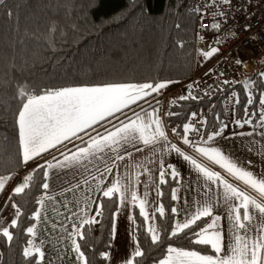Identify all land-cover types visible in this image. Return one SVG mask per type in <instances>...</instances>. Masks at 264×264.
Masks as SVG:
<instances>
[{
    "label": "trees",
    "instance_id": "obj_1",
    "mask_svg": "<svg viewBox=\"0 0 264 264\" xmlns=\"http://www.w3.org/2000/svg\"><path fill=\"white\" fill-rule=\"evenodd\" d=\"M191 2L193 0H3L0 3V177H11L0 191V217L10 201L21 212L17 226H9L13 240L8 242L0 235V264H36V259L23 256V249L31 240L26 229L35 222L33 214L44 192L45 158L50 151L69 142L43 153L38 161L26 167L19 144L17 113L21 98L18 90L24 87L34 94H42L48 89L65 87L169 81L167 87H170L187 80L194 67L200 70L212 58H201L200 62L193 63L194 19L188 10ZM259 73L261 71L255 68L237 76L238 80L235 77L227 84H218L213 94L178 100L168 122L175 125L176 133L183 134L188 117L210 107L214 114L209 121L212 124L220 119L225 98L233 102L235 118L243 119L249 92L253 109L260 97L264 79ZM244 74L248 76L240 78ZM233 93L235 97L231 99ZM38 164L45 165V169L38 168ZM170 173L165 172L166 183L159 181L158 184L159 207L163 205L165 210L163 216L154 212V224L161 236L159 243L151 242L144 217L138 207L132 208L134 238L144 252L143 257L133 258V264H157L166 256L169 246L215 254L210 247L191 242L192 232L199 231L207 217L192 225L191 230L170 235L176 215L171 211L175 207L172 193L178 183V178L174 179ZM29 174L32 175L30 187L14 195L13 189L20 179ZM100 204L103 208L98 223L83 224L79 230L85 238L77 236L87 264H105L107 258L101 254L108 252L112 243L117 195L111 199L101 196Z\"/></svg>",
    "mask_w": 264,
    "mask_h": 264
},
{
    "label": "snow or ice",
    "instance_id": "obj_2",
    "mask_svg": "<svg viewBox=\"0 0 264 264\" xmlns=\"http://www.w3.org/2000/svg\"><path fill=\"white\" fill-rule=\"evenodd\" d=\"M3 0H0L2 3ZM229 2V0H225ZM204 28H208V25H204ZM213 29H218L220 25L213 23L211 25ZM219 51L217 47H210L206 52L202 51V55L205 58H210ZM238 64H242V61H237ZM211 71V70H210ZM223 75V73H221ZM264 78V72L258 74ZM169 82L150 83L143 84H105L103 86L95 87H65L59 89H48L42 94H34L28 91L26 88L21 87L18 90V96L21 98V107L17 113V124L19 128V144L21 149V157L23 163H28L31 160L36 159L43 153L50 149L56 148L58 145H62L65 141H70L74 138L82 139L81 134L88 135V130L99 122L104 121L108 117H112L115 113L120 112L123 108H126L138 100L149 96L151 93L159 92L161 89L167 87ZM228 83L227 80L224 81ZM191 87V85L189 86ZM248 85L245 84V88ZM191 93H189V96ZM235 95V93H233ZM189 96H182L180 99H188ZM195 99L196 97H192ZM237 102H239L237 100ZM252 93L249 92L248 104H252ZM261 105H264V96L260 100ZM193 116L196 114L193 113ZM255 115V113H253ZM136 118L130 120L128 123L121 122L120 127H115L114 131H106L105 135L97 134L96 137H89L90 142L87 147L78 148L75 152H71L69 156L63 157V162L57 161L54 165L50 162H45L47 169L54 167H68L73 164L85 166L83 162H92V159H96L98 153H103L105 149L116 153L115 159L112 161L113 165L115 160H123L124 157L119 155V149L127 144H134L139 141L144 145H155L161 141L167 142V134L164 130L162 121L158 116H155V110L152 114H149L147 121L144 116L135 114ZM155 118H152L154 117ZM260 122L264 126V111L260 113ZM239 125L241 121L237 120ZM243 123L248 124L252 121L245 120ZM223 127H227L224 125ZM189 130H194L193 125L185 124L184 131L187 133ZM175 132V129H173ZM223 128L220 131L214 132L208 136V140H213L216 136L221 135ZM185 144H190L191 141L185 137L183 138ZM171 149L176 153L181 154V150L176 145H171ZM196 151L202 154L204 157L212 160L214 163L220 164L227 173L235 179L241 181L244 185L250 188L257 195H250L249 192L241 190L236 185L229 183L224 179L219 172L212 171L205 167L201 163L191 156L184 155V159L190 161V163L203 175L206 181L223 185L225 192V199L228 201H238L233 204L229 212V220L232 224L231 243L225 246L224 236L219 226V216L213 215V205L210 202L200 203L195 211L186 218L183 222H177L174 226L171 236H176L180 232H184L185 229L191 230L192 225L197 224V221H201L203 218H210V223H205V226L199 228V231L192 232V243L197 245H204L210 247L214 255H202L201 252L196 250L176 249L169 246L167 252L168 255L165 259L161 260L159 264H264V175L257 176L254 172L239 166L235 161L225 156L218 149H206L203 147H197ZM63 155V154H62ZM130 155V153H129ZM86 167V166H85ZM163 168V162H161ZM38 168L45 169V165H39ZM171 169V176L175 179L179 176L174 166L169 165ZM47 169L44 170V177L47 178L49 173ZM35 171V169L33 170ZM99 171V169H97ZM105 171L111 172V168L105 164ZM147 171V169H145ZM102 175V174H101ZM165 172H160V182L166 183ZM95 178V177H93ZM11 179L10 176L0 177V191L5 189L6 183ZM32 175L26 176L22 183L18 184L13 189L14 195H19L25 192L30 187V181ZM87 183V180L84 181ZM44 189L49 188V184L44 182L42 184ZM129 192L128 185L122 184L120 180L114 181L110 186L103 190V196L112 198L115 194H120L121 204L127 199V193ZM147 193L145 198L139 197L135 191L131 192V201L138 203L140 208V215L144 217L145 221L149 219H155V213L149 217V213L146 209ZM11 198V197H10ZM172 199H177L176 190L173 189ZM43 204V200L38 201ZM13 208H16V219L11 221V226L15 228L18 223V218L21 212L16 204H13ZM102 204L97 206L96 215L102 214ZM241 209L243 212H241ZM161 216L164 215V207L161 205L156 209ZM173 213L176 212L175 208H172ZM35 218L39 219L40 213L33 214ZM130 219H134L130 217ZM259 219L258 223H254ZM98 223L95 217L84 220L81 224H93ZM76 229L72 236L73 250L77 253V258L82 264H87V259L83 251H81V245L76 241L75 237L79 236L80 239H84V234L73 225ZM27 233L35 235V226L28 227ZM147 232L150 234L151 242L157 244L161 241L160 230L156 225L150 224L147 227ZM187 234V233H186ZM0 235L6 238L8 242L13 240V233L9 228L4 227L0 229ZM112 237L116 235V223L113 219L112 223ZM29 247L23 249V256L27 258L36 259V264H40V261L44 259V252L40 247H36L34 241H28ZM34 254H38V258ZM105 258L108 257V253H102ZM133 257H143L144 252L139 246H137L133 253ZM126 264H133V259H128Z\"/></svg>",
    "mask_w": 264,
    "mask_h": 264
},
{
    "label": "crops",
    "instance_id": "obj_3",
    "mask_svg": "<svg viewBox=\"0 0 264 264\" xmlns=\"http://www.w3.org/2000/svg\"><path fill=\"white\" fill-rule=\"evenodd\" d=\"M155 96L146 102L141 103L140 105H136L137 107L132 104L130 106L133 107L128 106L123 108L120 113L117 112V115L109 119H105L104 122L88 131V135L82 133V139L75 138L74 140L65 143L59 149L50 151V155H48L45 160L54 165L57 163V161L63 162L64 156H69L71 152H75L78 148L87 147L88 143L90 142V136L96 137L97 134L102 136L106 134V131H114L115 127L121 126V122L128 123L130 120L135 119V114L144 116L145 120L147 121L149 114H152L155 110L154 105H151ZM155 116L152 118H155ZM237 120L241 121V124L238 125L236 123ZM244 121V119H233L231 124L222 131L221 135L215 137L211 141L208 139L202 141L198 147H203L206 149H218L225 156L235 161L239 166L258 175V173H260L263 168L257 166V164H259L261 160L264 162V126H262L260 119L256 120L254 125L248 123L250 126L244 124ZM163 127L166 134H168L170 137L173 132L171 131L168 133L164 124ZM167 141L170 143L168 139ZM81 142H83L82 145L76 146ZM156 145L157 144L146 146L139 141L135 142L134 144L130 143L124 145L118 150L119 155L123 156L124 159L115 160L114 165L112 161L115 159L116 153H113L107 149H105L103 153H98V158L92 159L91 163H88L87 161L83 162L86 167L73 164L68 167H54L47 169L46 165V169L49 173L46 182L49 184V188L44 189L43 196L41 198V200H43V204H39L37 209V212L40 213V216L39 219L35 218L33 225L35 226L36 231L34 236L31 235V240L37 243L38 247L42 246V249L44 248L43 252L45 254L48 252V244L46 242L51 241L50 238L53 235L52 231L55 232L57 228H62L63 235H60L58 240H54V242L60 246L59 250L65 252V254L61 256L62 264H66V262L71 261L68 252H73L74 258H77V253L73 250L72 246L71 234L76 230L73 228V225L80 229L84 220H89L96 216L97 206L100 204V198L103 196V190H105L116 180H120L122 184L128 185L129 187L127 199L123 204H121L120 201V194H116L118 206L115 210L114 219L116 213L119 211L132 213V208L134 205L140 210L138 203H133L131 201L132 191H135L136 194L141 197L139 191L142 192L143 189L146 190L148 195L147 203L150 200V195H154V182L150 178H146L145 180V177L143 176H135L137 175L136 172L138 170H140V174H145L144 168L149 169L152 166L149 157V151L155 149ZM182 152L196 159L198 163H201L212 171L219 172L218 167L215 166L217 163H214L212 160L211 162L208 158L204 157L196 150L192 153L185 151ZM58 153L60 154L58 157L51 158L53 155H58ZM198 154L209 160L212 163V166L202 161ZM105 164L111 168L110 173L105 171ZM163 166L166 167V165ZM217 166L220 167V165ZM192 167L193 165L189 163V172L186 180L181 181V179H179L177 185L174 188L176 190L177 196V199H175V204L179 203V205L182 206V210L185 212L184 215H187L185 218H188L200 203L206 201L210 202L213 205V215L220 217V230L224 236L225 246H227L231 243L232 233V226H229L228 222L229 212L232 205L238 203V201L226 200L224 196L225 189L223 185L219 184V182L212 183L206 181L205 177L201 175L196 168L192 169ZM97 169H99V171H97ZM158 169L162 171L161 166H159ZM141 170L143 171L141 172ZM220 175L229 183L236 185L241 190L249 192L250 195H257L255 192L250 190V188L248 189L246 185L234 177H230L226 174L223 175L221 173ZM85 180H87V183L84 182ZM158 183L155 184V196ZM146 185L148 186L146 187ZM177 208L175 207L176 212ZM154 210L156 209H153L152 212H154ZM241 212H243L242 209ZM210 222V218L207 217L206 223ZM258 222L259 219L254 221V223ZM65 229L67 230L66 234ZM130 229L134 234L133 224L130 225ZM75 239L77 241V236ZM53 251L54 250H50L49 252ZM167 255L168 252L163 259H165ZM107 262L108 257L106 263ZM159 262L157 264H159Z\"/></svg>",
    "mask_w": 264,
    "mask_h": 264
},
{
    "label": "built area",
    "instance_id": "obj_4",
    "mask_svg": "<svg viewBox=\"0 0 264 264\" xmlns=\"http://www.w3.org/2000/svg\"><path fill=\"white\" fill-rule=\"evenodd\" d=\"M188 10L194 19V65L202 60L199 57L203 56L202 51L206 52L210 47H217L219 51L200 70L194 67L187 80L160 90L154 99V109L167 132H173L170 136L173 144L182 151L192 153L209 135L221 128L224 130L227 128L224 125L231 124L235 119L233 102L229 98L222 101L221 117L212 124L209 121L214 114L210 107L194 112L195 116L192 113L187 124L193 125L194 130L187 133L174 132L175 125L170 124L168 119L173 116L180 97L189 96L191 93L189 98L198 99L205 94H213L218 84L253 71L256 60L264 58V0H193ZM214 22L220 25L218 29L211 27ZM204 25H208V28H204ZM238 60L243 63L238 64ZM206 72L208 74L204 75ZM262 96L264 85L255 109L251 104L244 108L243 119H250L251 124H255L260 113L264 111V105L260 103ZM185 135L191 141L190 144L183 142Z\"/></svg>",
    "mask_w": 264,
    "mask_h": 264
},
{
    "label": "rangeland",
    "instance_id": "obj_5",
    "mask_svg": "<svg viewBox=\"0 0 264 264\" xmlns=\"http://www.w3.org/2000/svg\"><path fill=\"white\" fill-rule=\"evenodd\" d=\"M200 58L205 59L204 56L199 55ZM255 68L257 70H260L261 72H264V60L262 58L256 60V64H255ZM248 76V74H244L243 76H241L240 78H246ZM239 78H235V80H238ZM264 79V78H263ZM152 97H154V95H149L147 97H144L140 100L137 101L136 105H140L143 102H146L147 100L151 99ZM235 95L231 94V99H234ZM135 105V107H137ZM245 124V123H244ZM251 124V123H249ZM246 124V125H249ZM254 125V124H251ZM229 126V125H228ZM250 126V125H249ZM75 139V138H74ZM73 139V140H74ZM167 139L170 141V143L167 141H161L159 143H157L156 148L152 149L151 151H149V157L152 163V166L147 169V171H144L145 174L141 173L140 174V170H138L136 173L137 175L135 177L138 176H143L146 178H150L153 182H154V195H150V200L146 205V209L149 213V217L152 216V213H154L156 210L153 211V209H157L159 207V201H158V187L156 188V196H155V184L158 183L160 181V172L161 170H159V166H161V162H163V165H166V167L163 166L162 171L164 172H171V169L168 168L169 165L174 166V168L176 169V171L179 173V176L177 177L178 180L181 179V181L186 180L187 176H188V169H189V163L190 161L185 160L184 159V155H186L185 153H183L181 151V154L176 153L174 150L171 149V145H174L172 140L170 139V137L167 134ZM200 156V158L202 159V161L206 162L207 164L211 165L212 161L210 162L209 160L205 159L204 157H202L200 154H198ZM189 156V155H188ZM37 157L34 160L29 161L26 164V167H29L30 165L34 164L36 161H38ZM220 165V164H217ZM215 164L216 167H218V171L219 173L223 174V175H228L230 176L227 171L219 166H217ZM212 166V165H211ZM257 166H260L262 169V171L260 173H258L257 176H261L264 175V162H262V160L259 162V164H257ZM195 167L193 166L192 169H194ZM29 169H26L25 171H27ZM145 170V168H144ZM143 170H141L142 172ZM28 172V171H27ZM26 174V173H25ZM5 177V176H3ZM26 177V175H24L20 181L18 182V184L22 183L24 178ZM232 177V176H230ZM147 179V180H148ZM149 181V180H148ZM17 184V185H18ZM145 184V181H144ZM159 184V183H158ZM148 185H146L147 187ZM151 187V185H150ZM249 189V188H248ZM251 190V189H250ZM141 198H145V193L146 190L143 189L142 192H140ZM148 199V195L146 196V200ZM2 202V198H0V203ZM153 202V204H152ZM8 203V202H7ZM6 203V209L3 212V214L0 217V229L7 227L9 228V226L11 225V221L13 219H16V208H13V204H15L13 201H10L8 204ZM175 207L177 208V212H175V224L176 225L177 222H183L186 220L185 217H187V215H184L185 212H183L182 210V206L179 205V203L175 204ZM174 207V208H175ZM68 213H74V212H68ZM115 214V213H114ZM130 217L133 218L132 213L130 212H126V211H122V212H117L115 215V223H116V235L115 238H112V243L110 245V248L108 249V262L105 264H126V261L128 259H133L134 257L132 256V253L134 251V249L139 246L138 243L136 242L135 238H134V234L131 232L130 229V225H134L133 219H130ZM95 219L98 221V216H95ZM113 219H114V215H113ZM128 220V221H127ZM130 220V222H129ZM229 226L231 225V221L229 220ZM130 223V224H129ZM154 220L149 219L148 221H146V225L147 227L150 224H153ZM97 224V223H94ZM220 226V225H219ZM36 231V228H35ZM67 230L65 229V234H66ZM53 235L51 236V241L46 242L48 244V248H47V253L44 254V259L42 261H40V264H62V257L65 252L59 250L60 246H58L56 244V242H54V240H58V238H60V235H63L62 232V228H57L56 231H52ZM121 233V234H120ZM33 241V240H32ZM35 246L38 247L37 243H35ZM27 247H29V245H27ZM42 251H44V248L42 249V246L40 247ZM50 250H54L53 252H49ZM69 253V257L71 258L70 262H66V264H82V262L78 259V258H74V254L73 252H68ZM1 257V255H0Z\"/></svg>",
    "mask_w": 264,
    "mask_h": 264
},
{
    "label": "flooded vegetation",
    "instance_id": "obj_6",
    "mask_svg": "<svg viewBox=\"0 0 264 264\" xmlns=\"http://www.w3.org/2000/svg\"><path fill=\"white\" fill-rule=\"evenodd\" d=\"M264 60V59H263Z\"/></svg>",
    "mask_w": 264,
    "mask_h": 264
}]
</instances>
